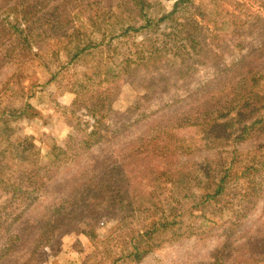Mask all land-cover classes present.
Masks as SVG:
<instances>
[{
  "label": "trees",
  "instance_id": "trees-1",
  "mask_svg": "<svg viewBox=\"0 0 264 264\" xmlns=\"http://www.w3.org/2000/svg\"><path fill=\"white\" fill-rule=\"evenodd\" d=\"M253 1H259L264 8V0ZM192 2L174 0L166 11L148 9L147 0L0 1V64H16L12 73L19 70L1 83V94L6 91L13 94L0 101V191L20 194V205L24 193L31 197L45 185L60 160L46 159L34 150L29 153L14 150L6 138L16 119L37 114L23 88L17 87L28 63L47 67L65 44L69 59L49 72L45 86L58 84L69 65L81 63L89 70L81 74L73 71L70 75L74 79L71 90L91 99L89 110L95 117L92 124L80 116L69 120L77 132L75 139L79 145L76 150L69 148L75 152L74 156L105 136L130 128L148 117L150 113L145 110L151 111L150 104L140 100L126 111L104 115L115 94L110 93L108 84L102 88L101 83L127 64V60H119L114 53L111 58L101 59L99 50L106 41L123 44L130 41V57L125 58L135 63L132 70L136 81L143 88H155V102L159 97L169 96L165 104L159 101L160 107L154 105L151 112L162 111L161 120L154 122L155 132L130 140L129 151L123 153L126 149H122L119 160L92 168L94 178L88 176V166L79 175L82 181L65 180L61 184L64 194L53 199L41 216L26 221L30 201L17 214L16 230H11V222L3 218L6 226L0 231V264H44L45 248L53 247L64 235L78 233L81 223L95 226L108 216H122L121 227L108 245L107 253L95 263L128 264L171 240L184 237L191 224L189 218L201 217L206 230L219 214L230 229L236 230L242 226L253 203L264 200V162L257 163L236 149V145L254 134L264 133V111L259 110H264V101L255 100L264 99V81H261L264 69L257 68L254 59L264 55V20L249 10L229 11L222 0H201L196 7L204 8L179 18L178 13L187 12ZM79 18L87 24L81 30L72 26ZM165 21L177 33H170L169 43L159 46L146 43L140 50L135 47L133 35L156 31ZM230 22L233 26L225 28ZM199 25L209 29L212 38L202 35L204 29L197 32L195 28ZM43 42L49 45L47 52ZM235 47L237 53L243 54L227 61L226 53L235 54L232 49ZM181 50L184 51L180 53ZM201 65L215 69L213 84L186 89L188 93L184 97L178 95L183 87L191 86ZM246 84L252 95L249 99L242 96ZM195 91L200 94L187 101ZM14 98L21 105L16 106ZM176 104L178 108H174ZM170 108L171 111L166 110ZM251 113L254 115L249 122ZM187 130L205 134L190 140ZM152 166L160 167L165 186L145 183ZM186 172L212 181L213 191L198 199L182 182ZM87 178L94 179L93 186ZM125 199L129 203L124 207ZM195 211H200V215ZM206 213L215 219H207ZM262 225L255 230L248 227L236 239L239 248L229 257L231 263H221L230 254L226 252L228 242L210 264H264V222Z\"/></svg>",
  "mask_w": 264,
  "mask_h": 264
},
{
  "label": "rangeland",
  "instance_id": "rangeland-1",
  "mask_svg": "<svg viewBox=\"0 0 264 264\" xmlns=\"http://www.w3.org/2000/svg\"><path fill=\"white\" fill-rule=\"evenodd\" d=\"M200 1L201 0H193L189 6L190 9L187 12L181 11L177 16L179 18L189 16L192 10L195 11V9L204 8L196 7ZM222 1L226 4L224 6L225 9L228 8L229 11H233V9L241 10L243 12L249 10V12H254L255 15L261 17V21L264 20V8L259 1ZM173 2L174 0H147V8L150 10L162 8V10L169 11ZM7 18L9 21L12 20L11 16H8ZM194 20L196 21V18ZM256 21L257 19L254 20V22ZM84 22V19L79 18L74 20L72 26L74 29L81 30L84 27H87V24ZM233 24L230 22L225 28H231ZM202 29H204L203 36L209 39L212 38L208 35L210 30L203 25H199L195 28L197 32ZM257 29H261V26H258ZM246 31H244L243 34ZM170 33L174 34L176 31L172 30L169 22H162L156 31L135 33L136 35H133L134 42L137 43L135 47L140 50L141 48L146 47V43H151L155 46L169 43L171 40L169 37ZM53 38H51L49 44L52 43ZM45 45V51L47 52L49 45ZM59 48L58 57L48 62L47 67L39 65L37 62L27 64V67L21 74L20 82L18 80L17 87H22L26 95L29 96H27L28 101L33 103L37 114L33 116L25 115L16 119L12 123L11 131H9L6 136V138L8 137L9 142H11L14 150L19 149L26 153L34 150L38 152L41 157L43 156L46 159H60L56 162L58 168L53 173H50V176L45 181V185L41 186L42 188L35 192L36 195L32 194L31 197H29L28 193H24L21 205L19 204L21 199L19 197L21 196L20 194L13 195L9 192L0 191V231H3V228L6 226L3 218H7L11 222V230H16L17 225H19L17 214L20 213V209L23 207L25 208V206L27 207L30 204V201H32V203L28 211L25 213L26 221L41 216L45 212L44 210L47 205L52 202L53 199L64 194L61 184L65 180L72 179V182L82 181V176L79 175L82 170L88 166H90L88 176L94 178L95 175L92 168H98L111 162L113 163L115 160H119L122 149H126L123 153L129 151L128 144L130 140L154 133L156 129L154 122L159 121V119L161 120L162 111L152 114L153 107L154 105L160 107L158 102L162 101V104H165L169 98L168 95H164L162 98L159 97V101L157 100V102H155V88H143L136 81L135 73L132 70L135 63L132 62L131 59L128 60L125 58L127 57L126 55L130 57V41H127L125 44H123L122 41L116 40L106 41L101 45V49L99 50L103 55L101 59L106 60L107 58H111L112 53H114L119 60H127V64L118 68L113 75L101 83L102 88H105L108 84L107 88H110V93L113 95L115 94L113 100L108 104V107L104 111V115L108 112L112 115L113 111H126L140 100L146 104H150L151 111L145 110L150 113L148 117L138 123L132 124L130 128L117 130L110 136H105L89 149H86L85 151L78 150L77 155L74 156L75 152L71 151L69 148L72 147V149L74 148L76 150L79 145L75 139L77 137V132L73 129L72 123L69 122V120L74 116H80L92 124L95 117L90 114L89 110L91 99L87 95L75 93L73 92L74 90H71V83L74 82V79L70 75H72L73 71L81 74L89 73V70L81 63H76L72 66L69 65L68 70L65 71L64 77L60 78L58 84H55V86H45V83L50 77L49 72L55 71L61 65H64L69 59L70 54L68 52V47L63 44ZM232 49L235 54L227 52V61H230L234 57L240 58V55L243 54L242 52L237 53L239 51L237 47ZM183 51L184 50H181L180 53ZM262 52H264V50ZM46 56L49 57V53H46ZM254 59L256 65H258L256 67L260 68L262 66V69H264V55H259V57H255ZM90 64L94 65V61L90 62ZM16 68V64H13L12 66L8 63L0 64V90L1 83L7 76L19 71L17 70L12 73V70ZM197 71L198 72L196 73L191 86L187 88L183 87L178 92V95H183L184 97V95L188 93L186 92V89L194 90L196 88L198 89L199 86L208 87L213 84L214 80L212 76L215 69L210 65H201ZM262 80L264 81V73L261 81ZM87 81L88 80H85V82ZM98 82L94 83L93 87H95ZM89 86H91V84H89ZM258 88H261V84ZM11 93L13 94V92L8 91L3 94L0 93V101H5ZM198 94L200 93L195 91L192 97L187 101H191V99L195 98ZM242 96L247 99L252 96L247 84L244 87ZM178 97L181 98V96ZM12 100L16 106L21 105L19 99L14 98ZM255 100L264 101V99ZM179 104L174 105V108H178ZM171 109L172 108L166 110L171 111ZM262 109L263 108H259L260 111H264ZM136 114L138 117L140 116L138 113ZM253 115V113L249 114V122L252 121L251 118ZM187 132L186 135H189L188 139L190 140L191 138L195 140L196 137H201L205 134L196 133L192 130H187ZM182 135H184V133H182ZM236 149L238 152L247 154V158L255 160L257 163L264 162V133L254 134L251 139L236 145ZM198 157L199 156L196 158L199 159ZM87 180L91 182L90 186L94 185V179L87 178ZM146 182L147 184H159L165 186L161 179L160 167H151L145 176V183ZM182 182L189 187L200 200L203 199L207 193H211L214 189L212 181L203 179L200 175H190L189 172H186L183 175ZM128 201L129 199L124 200V207L128 205ZM263 206V199L259 200L257 203H253V207L248 212L242 226L236 230L230 229L229 223L226 219H222L219 214L215 219L211 213H206L207 219H215L216 221L214 224L209 223L210 226L206 230H204L203 227V223L205 222L201 217L189 218L188 220L191 224L185 231L186 234L184 237L171 240L146 253L140 260L128 264H210L214 261V255L218 253L222 247L226 246L228 242L229 244L226 252L228 251L230 254L225 256L221 263L224 261V263H231L232 260H230L229 257H233L237 253L236 250L239 248L236 239L239 236L244 235V233L248 231V227L255 230L257 227L263 226ZM186 208H188V206H186ZM194 213L200 215V211H195ZM121 218L122 216H108L104 219V222L95 226L81 223L78 233L64 235L56 241L53 247L44 249V264H96L95 261L99 260L101 255L107 253L108 245L113 240L115 233L121 227ZM100 264L105 263L101 262Z\"/></svg>",
  "mask_w": 264,
  "mask_h": 264
}]
</instances>
